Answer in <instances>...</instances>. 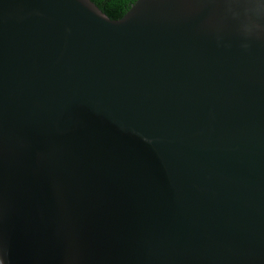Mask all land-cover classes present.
I'll return each mask as SVG.
<instances>
[{"label": "water", "instance_id": "1", "mask_svg": "<svg viewBox=\"0 0 264 264\" xmlns=\"http://www.w3.org/2000/svg\"><path fill=\"white\" fill-rule=\"evenodd\" d=\"M261 10L0 0V261L264 264Z\"/></svg>", "mask_w": 264, "mask_h": 264}, {"label": "trees", "instance_id": "2", "mask_svg": "<svg viewBox=\"0 0 264 264\" xmlns=\"http://www.w3.org/2000/svg\"><path fill=\"white\" fill-rule=\"evenodd\" d=\"M109 19H118L135 0H90Z\"/></svg>", "mask_w": 264, "mask_h": 264}, {"label": "clouds", "instance_id": "3", "mask_svg": "<svg viewBox=\"0 0 264 264\" xmlns=\"http://www.w3.org/2000/svg\"><path fill=\"white\" fill-rule=\"evenodd\" d=\"M247 2H252L261 6V12L256 16L251 26L248 27L244 33L248 41L255 39H264V0H247ZM241 47L248 49L250 47L249 43L241 44ZM3 264V261H0Z\"/></svg>", "mask_w": 264, "mask_h": 264}]
</instances>
